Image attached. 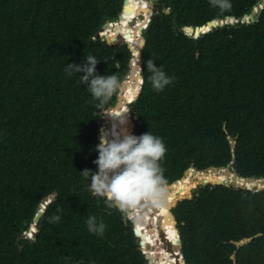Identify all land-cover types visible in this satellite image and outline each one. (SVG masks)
<instances>
[{
	"label": "trees",
	"instance_id": "16d2710c",
	"mask_svg": "<svg viewBox=\"0 0 264 264\" xmlns=\"http://www.w3.org/2000/svg\"><path fill=\"white\" fill-rule=\"evenodd\" d=\"M152 1L151 22L149 0H128L119 22L125 0H0V264H148L144 251L151 241L152 264H184L173 249L180 235L187 264H264V11L257 22H241L262 0H230L227 12L208 0ZM229 17L240 22L200 37L186 32ZM148 22L143 82L136 56ZM103 25L106 41L93 40ZM123 36L138 47L134 57L117 42ZM85 55L98 59L99 74L122 80L135 58L138 75L113 110L130 108L129 132L150 130L167 148L161 161L167 202L142 207L145 221L135 218L144 250L133 219L107 207L80 172L96 171L102 120L79 84L83 73L65 72ZM150 58L174 78L161 92L147 79ZM113 123L118 119L107 117L102 131ZM234 160L240 176L258 179L210 169ZM201 180L205 185L193 192ZM56 192L30 239L42 202ZM179 199L172 209L176 226L170 210ZM89 216L105 224L102 236L88 232ZM246 238L252 240L239 247Z\"/></svg>",
	"mask_w": 264,
	"mask_h": 264
},
{
	"label": "clouds",
	"instance_id": "9594fccd",
	"mask_svg": "<svg viewBox=\"0 0 264 264\" xmlns=\"http://www.w3.org/2000/svg\"><path fill=\"white\" fill-rule=\"evenodd\" d=\"M208 3L221 12L231 8L230 0H208ZM97 63L95 56L85 55L83 64L73 62L65 66L69 76L83 73L78 75L79 84L86 85L95 108L100 112L98 117L118 119L107 134L100 136L93 149L98 154L93 161L96 171L85 168L80 172L86 177L89 191L103 197L107 207L135 219L142 207H158L167 202L170 190L161 166L167 148L163 138L150 130L140 135L129 132L126 127L129 117L125 114L132 110H113V100L120 92L122 77L99 74ZM138 68L141 74L145 72ZM146 68L147 79L155 91L161 92L173 83L174 78L166 74L153 58L146 61ZM50 219L58 222L60 217L52 216ZM85 223L89 233L104 234L106 226L103 222L98 223L95 216H89Z\"/></svg>",
	"mask_w": 264,
	"mask_h": 264
},
{
	"label": "water",
	"instance_id": "95a60500",
	"mask_svg": "<svg viewBox=\"0 0 264 264\" xmlns=\"http://www.w3.org/2000/svg\"><path fill=\"white\" fill-rule=\"evenodd\" d=\"M127 1H128V0H125V2H124V7H123V10H122V13H121V14L119 15V17H118V20H117V21H119V22H121L122 17H124V9H125V7H126V3H127ZM150 4H151V3H150ZM263 11H264V0H262L260 3H258V4L252 9V12H251L250 14L244 16V17L242 18L241 22H242V23H254V22L259 21L260 18H261V16H262ZM146 12H149V13H150V15H151L150 22H151V20H152V16H153V14H154L153 7L150 6V8H148V9L146 10ZM167 13H170V9L167 10ZM150 22H148V25H147L146 27H144V26L142 27V41H143V46H142V50H141L140 53H139L138 61H137V63H138V67H141V68H142V66H143L142 51H143V48H144V46H145V44H146V38H145V36H144V32H147V31L151 28ZM239 22H240V19H237V18H235V17H229V18H225V19H221V18H218V19H212V20L208 21L206 24H203V25H201V26H197V27L190 26V27H187V28H186V32H187L189 35H191V36H194V37H200V36L203 35V34H206V33H208V32H211V31H212L213 29H215V28H218V27H221V26H224V25H228V24H232V25H234V24L239 23ZM105 24H107V22H105L104 25H105ZM104 25H103L101 31L97 34V36H96L95 38H93V40L101 39V40H103V41H106V40H104V39H105V36H103V34H101V32L104 30ZM131 25H132V26H135L136 23H135V22H132ZM119 27H121V25H119ZM143 30H144V31H143ZM122 39H123V42H125V43L128 45V47H129V49H130V51L132 52L133 57H134V51L137 50L138 47H137L136 45H133V44L130 43L129 41H127L125 36H123ZM138 69H139V68H138ZM137 75H138V73H137V71H136L135 64H134V59H133V60H132V67H131V69H130V71H129L127 77H126V79L123 80V83H122V86H121L120 92H119V94L117 95L118 99H117V102L114 104V107H115V108H117V107H119V106L121 105V103H122V97H125V90H126V86H127V85H126V84H127V81H135V78L137 77ZM139 78H142V79H143V82H144L143 74H141L140 72H139ZM143 82H142V84H143ZM141 89H142V86H141ZM140 91H141V90H140ZM139 94H140V93H139ZM114 107H113V108H114ZM129 109H130V108H129ZM104 118L107 120V116L104 117ZM131 129H132V118H131ZM104 134H105V132L102 131V129H101V134H100V136H101V135H104ZM229 139H230V141H231V145H232L233 147H236V145H237V141H236V139H233L232 137H229ZM234 164H235V160H234L229 166H227V167H211L210 169L228 168L229 171H230L231 173H234L236 176H238V177L241 178V179H257V178H254V177H243V176H240V175L238 174V172H236V171L234 170ZM192 168L195 169V170H197L195 167H192ZM189 170H190V169H188V170L185 172L184 176L189 172ZM197 171H198V170H197ZM184 176H183L182 178H184ZM260 179H264V177H261ZM218 184H225V185H227V186L241 187V188H244V189L247 188V187H244V186H236L235 184H226V183H223V182H219V183H217V184H215V185H218ZM260 190H264V189H260ZM57 195H58V193L56 192V193H54L52 196H50L49 198H47L46 200H44V201L42 202V204H41V206H40V209H39V212H38V214L36 215V217L34 218V221H33L32 225H31V227H30V230H32L31 233L33 234V237H30V239H33V238L36 237L37 232L40 230L39 221L41 220V218H42L43 215L45 214V211H46V209H47V206H48L50 203H52V202L56 199ZM193 197H194V195H193V192H192V193L190 194V197H185V198H190V199H191V198H193ZM185 198H182V199H185ZM182 199H179V200L174 204V206L171 207V210H170V212H171V214H172V216H173V218H174V220H175V224H176V226H177V221H176L175 215H174L173 212H172V209H173V208L177 205V203H178L180 200H182ZM154 207H155V206H154ZM177 229H178V228H177ZM178 231H179V230H178ZM139 233H140V232H139L138 227L135 226V234H136V236H138V237L140 238V234H139ZM179 234H180V231H179ZM27 235H29V234H27ZM162 238H163V240L165 241V244H166L168 250H171V249H172V245H171L170 241L168 240L167 236H166V235H162ZM251 240H252V238H246V239H244V240H242V241L237 242V245H238L239 247H240V246H243V245L249 243ZM140 244L143 246V240H141V238H140ZM173 249H175V250H176V249L179 250V252H180V254H181L182 258H183L184 264H187V263H186V260H185V258H184V255H183V253H182V239H181V235H180V238H179V245L176 246V247H173ZM143 250H144V249H143ZM144 253H145V251H144ZM145 256H146V259H147V261H148V264H152V256L149 255V254H147V253H145Z\"/></svg>",
	"mask_w": 264,
	"mask_h": 264
},
{
	"label": "rangeland",
	"instance_id": "374dc122",
	"mask_svg": "<svg viewBox=\"0 0 264 264\" xmlns=\"http://www.w3.org/2000/svg\"><path fill=\"white\" fill-rule=\"evenodd\" d=\"M149 2L151 3V6L153 7V6H154V1L149 0ZM109 21H111V20H108V21H106V22H109ZM119 41H123V39H122V38H119V40H118L117 42H119ZM107 42H108V41H107ZM117 42H116V43H117ZM108 43H109V44H112V43H110V42H108ZM116 43H113V44H116ZM134 59H135V58H134ZM203 185H205V183L202 182V180L198 182V187L203 186ZM198 187H197V188H198ZM197 188H195V189L193 190V192H194ZM137 216H138V218H139V220H140L141 222H142V221H145V220H144V216H143L142 214H137ZM131 219H132V218H131ZM133 221H134V224H135V226H136L135 219H133ZM27 234H28V232H27ZM27 234H26V236L29 237ZM149 234H152V229L149 231ZM29 238H30V237H29ZM139 241H140V238H139ZM153 246H154V243H153V241H151V245H150L149 247H146V248H145V253L147 252V250H148L150 247H153ZM141 247H142V249H144L142 245H141Z\"/></svg>",
	"mask_w": 264,
	"mask_h": 264
},
{
	"label": "built area",
	"instance_id": "2783aa9c",
	"mask_svg": "<svg viewBox=\"0 0 264 264\" xmlns=\"http://www.w3.org/2000/svg\"><path fill=\"white\" fill-rule=\"evenodd\" d=\"M102 33H103V31L101 32V34H102ZM106 123H107V120H106L104 117H102V120H101V122H100L101 129H102L105 125H107Z\"/></svg>",
	"mask_w": 264,
	"mask_h": 264
},
{
	"label": "bare ground",
	"instance_id": "6f19581e",
	"mask_svg": "<svg viewBox=\"0 0 264 264\" xmlns=\"http://www.w3.org/2000/svg\"><path fill=\"white\" fill-rule=\"evenodd\" d=\"M136 57H138V56H136ZM140 93V92H139ZM139 95V94H138ZM138 95L136 96V98L135 99H137V97H138ZM134 99V100H135ZM134 100H132V101H134ZM132 101H128L127 103H126V105L128 104V103H130V102H132ZM126 105H125V107H126ZM125 109V108H124ZM123 109V110H124ZM258 179V178H257ZM198 187V185L196 186V188ZM264 189V188H263ZM176 225V224H175ZM177 229V228H176ZM176 253H178V254H180V252H176Z\"/></svg>",
	"mask_w": 264,
	"mask_h": 264
}]
</instances>
